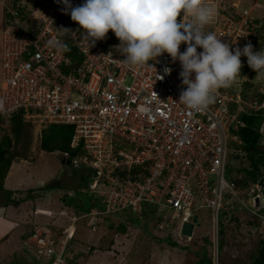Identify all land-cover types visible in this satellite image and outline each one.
<instances>
[{"label":"built area","instance_id":"1","mask_svg":"<svg viewBox=\"0 0 264 264\" xmlns=\"http://www.w3.org/2000/svg\"><path fill=\"white\" fill-rule=\"evenodd\" d=\"M2 2L0 116L21 114L28 123L74 126L70 146L77 152L61 155L89 179V191L102 206L91 214L129 209L142 219L150 203L162 211L159 228L173 232L177 220L179 237L188 240L184 224L198 218L199 210L210 209L216 248L221 213L228 222L241 210L264 221V176L250 187L226 177L230 155L246 154L238 133L244 114L264 112V72L250 68L246 56L240 58L235 82L217 89L206 108L191 110L179 101L187 86L179 75V60L173 62L169 54L130 69L111 30L91 46L55 0ZM82 2L72 0L73 6ZM204 3L216 9L205 32L233 51L248 43L260 50L255 45L259 22L252 8H243L238 0ZM255 6L264 8L258 2ZM62 28L71 32L65 34ZM53 39L67 50L49 45ZM185 48L181 44L180 51ZM230 102L238 104L236 111ZM32 240L39 254L51 258L56 253L51 264H64L50 233L37 232ZM215 255L217 263V250Z\"/></svg>","mask_w":264,"mask_h":264},{"label":"rangeland","instance_id":"2","mask_svg":"<svg viewBox=\"0 0 264 264\" xmlns=\"http://www.w3.org/2000/svg\"><path fill=\"white\" fill-rule=\"evenodd\" d=\"M257 1L262 2V0ZM254 2L255 0H252L248 5H252ZM1 3L0 6H2ZM238 3L243 8H252L257 16L256 13L259 11L257 10L259 7L255 5L248 6L247 2L242 4L240 0H238ZM262 5L264 6V4ZM257 18L259 33L255 39V45L264 51V23H262L264 19H260L258 16ZM4 27L5 9L4 18L0 20L1 32H3ZM1 88L0 57V92ZM229 106L232 111H236L238 108L236 102H230ZM24 127L25 129H23L21 135L16 138L12 130V123L3 118V121L0 122V141L4 136H10L12 147L9 155L13 157L12 163L26 162L28 167L31 166L30 174L32 177L35 176V179H39L44 176L47 179L38 185L36 180H33L24 189L1 190L0 208H3L4 203H6L16 217L20 218L24 210H31L29 213L31 218H36L38 215L37 210L36 208L32 210L33 207L50 202L49 206H52L55 210H51L52 212L48 214L50 217H47V214L46 216L41 215L40 217L46 220L40 223H43V226L46 225L51 234L56 233L59 239L53 240L57 242L61 239H69L70 241L68 234L74 228L70 245L68 241L62 242L66 249L69 245L68 252H71V255L69 254L70 262L67 264H204L202 260L205 251H208V256L214 257L216 256V250L218 251V264H249L257 254L260 242L264 239V224L253 219L248 211H237V216L229 222L223 219V213L220 214L218 237L223 244L221 253H219V242L216 248V242L214 241L215 222L210 209H201L197 212L198 220L193 221L195 223L194 234L188 240L186 237H178L175 235L176 231L171 232L169 228H159L156 221L158 217L155 218L154 215L148 220H145V218L139 219L129 209L117 214H91L93 211H97L94 206L90 209L92 200L94 202L96 200L94 194L89 191V179L83 169H76L69 163H63V156L60 151L43 152L44 150L40 145L41 133L46 126L28 123ZM234 158L232 154L229 157L231 164L229 163L226 169L227 178L231 177V173H238ZM240 159V162L245 161L242 157ZM240 162L239 164H241ZM14 170L13 174L19 181L25 180L27 175L23 168L19 171L18 169ZM67 200L74 208L69 210L70 213L64 214L66 217L62 216L60 218L61 210L59 209ZM17 203L23 211L18 210ZM44 210L48 211V209ZM47 211L45 212L49 213ZM42 212H44L43 209ZM172 212H169L168 215L170 216ZM131 216L134 221L129 218ZM72 217L75 218L76 222ZM170 219L171 217H169ZM176 226L177 220L174 222L173 228H176ZM122 227L126 228L125 232L119 231V228ZM38 230L47 234L45 227H40ZM34 234L30 236L29 244L25 242L24 245L27 247L31 245V249L33 247L35 253L32 254L29 249L31 259H25L21 264H36L38 259L40 263L48 264L45 256L39 254L36 247L31 243ZM66 245L67 247H65ZM20 254L17 260L25 258L27 253L24 250ZM85 255L88 257L86 261ZM4 263L7 264V260H4ZM214 263L217 264L215 258Z\"/></svg>","mask_w":264,"mask_h":264},{"label":"clouds","instance_id":"3","mask_svg":"<svg viewBox=\"0 0 264 264\" xmlns=\"http://www.w3.org/2000/svg\"><path fill=\"white\" fill-rule=\"evenodd\" d=\"M55 2L62 4L61 11L78 23L91 46L111 30L120 41L116 47L130 69L164 53L173 62L179 60V75L187 86L179 101L191 110L206 108L217 89L235 82L241 72V56L247 57L248 66L257 73L264 72V51H254L251 43L233 51L214 34L204 31L216 14L215 7L204 0H83L77 6L72 0ZM62 30L65 34L71 32ZM181 44L186 45L182 52ZM49 45L67 50L55 39ZM198 48L202 50L198 52ZM164 72L170 74L171 69L166 67ZM43 211L40 210L47 215L52 212ZM178 229L177 225L175 235L179 237Z\"/></svg>","mask_w":264,"mask_h":264},{"label":"trees","instance_id":"4","mask_svg":"<svg viewBox=\"0 0 264 264\" xmlns=\"http://www.w3.org/2000/svg\"><path fill=\"white\" fill-rule=\"evenodd\" d=\"M68 54L70 56H74V51L70 50ZM6 120L7 121L9 120V122L12 123V130L16 138H18L21 135L23 129H25L24 125L28 124V122H25L23 120L21 114H15L10 118H6ZM2 121H3V117L0 116V122ZM243 122L244 125L238 130V133L244 141L242 147L243 150L246 152V154L243 156L242 155L233 156L235 157L234 163L237 165L238 173H234V174L231 173L230 178L236 177V180L240 185L250 187V185L254 183L259 177L264 176V146H263L264 134L261 132L262 126L264 125V112L259 111V112L246 113L243 116ZM73 134H74V126L70 124H50L42 129L41 144H40L41 148L42 150L48 152L71 151L72 153H76L77 150H74L70 146ZM11 145H12V139L8 135L4 136V138H2V140L0 141V191L4 189V179L13 161V157L9 155V153H11L10 152L12 147ZM240 157L244 158L245 161L240 162L241 161ZM239 162L241 164H239ZM97 206L100 207L99 204H97ZM143 213H144L143 218H145V220H148L153 215L155 216V218L158 217L156 221L159 224L161 220L162 211H160L155 205L150 203L146 204L144 206ZM248 213L250 214V216H252L253 219H256L258 222L264 224V221L260 217L256 215H252L249 211ZM129 218L131 220L133 219L132 216ZM119 229L120 232L126 231V228L124 227ZM72 238L73 236L71 237V239ZM218 242H219V253H221L223 249V244L222 241H219V237H218ZM64 258L66 260V264L69 263L68 250L65 251ZM49 259L52 260L53 258H49ZM202 262L204 264H215L214 257L208 256V251H205ZM249 264H264V239L260 242L257 254L254 256V258L251 260Z\"/></svg>","mask_w":264,"mask_h":264},{"label":"crops","instance_id":"5","mask_svg":"<svg viewBox=\"0 0 264 264\" xmlns=\"http://www.w3.org/2000/svg\"><path fill=\"white\" fill-rule=\"evenodd\" d=\"M0 2H2V1H0ZM240 2L242 4L247 2V5H248L252 2V0H240ZM257 2L258 1L255 0V2L252 5H248V6H254L255 3H257ZM1 4H2V6H0V20H2L4 18L3 2ZM260 4H264V0H262V2H260ZM257 10H259L256 13L257 16L260 17V19L261 18L264 19L263 18L264 17V8L259 7V9H257ZM260 12H262V13L260 14ZM262 23H264V22H262ZM1 42H2V32L0 30V51H1ZM0 57H1V52H0ZM43 152H46V151H43ZM22 168L25 170L27 177L25 178V180L19 181L17 179V177L13 174L14 173L13 171H15L14 169H18V171H19ZM30 170H31V166L28 167L26 165V162H20V163L14 162V163H12L10 170L8 171V173L6 175V178L4 179V189L5 190L8 189L9 191H15L18 189H24V187L26 185H28L33 180H36L37 185L46 181L45 179H47V177H44V176H41L39 179H35L34 178L35 176L32 177L30 174ZM4 205H3V208L2 207L0 208V264H6V263H4V260H7V264H21L23 260L31 259L30 254L28 252L29 249L31 250L32 254L35 253V249L33 247L31 249V245L27 247L24 245V243L26 242V244H29L30 236L34 233V231L36 233L35 229H39L40 227L41 228L45 227L46 230L48 229L46 227V225L43 226L44 224L40 223V222H43L46 220V219L41 218L40 216L41 215L46 216V214L39 212V210L48 209V210L54 211L55 209L52 208V206H49L50 202L43 203L41 205H35V207H33L32 210H35V208H36V210H37L36 213L38 215L36 218L35 217L31 218V215L29 214L31 210H24L23 211L22 207L20 208L19 203H17V206L19 207L18 210L23 211L22 216H20V218H18V217H16V215H14V212L6 203H4ZM91 205L92 206L90 207V209H92L93 206L98 207L97 203H95L93 200H92ZM73 208L74 207H72V205L70 204V201L67 200L66 203L64 205H62L59 210H64L66 213H70L69 210H73ZM62 216H65V215L60 214L59 217L61 218ZM47 217H50V216L47 215ZM63 230H64V228H63ZM53 239L54 240L59 239V238H57L55 232L51 234V240L54 241ZM71 240L69 241V239H67V240L61 239L57 242L54 241V243L57 246H61L62 242L68 241L69 245H70ZM19 242H21V243H19ZM69 245H68V248L66 250H69ZM24 250L27 253V254H25L26 257L22 258L21 260H17V258L20 257V255H21L20 253ZM68 253L70 254L71 252L69 251ZM87 258L88 257L85 255V261ZM214 258H215V256H214ZM38 260H37L36 264H41V263L44 264L43 262L40 263ZM69 262H70V259H69ZM217 264H218V262H217Z\"/></svg>","mask_w":264,"mask_h":264},{"label":"bare ground","instance_id":"6","mask_svg":"<svg viewBox=\"0 0 264 264\" xmlns=\"http://www.w3.org/2000/svg\"><path fill=\"white\" fill-rule=\"evenodd\" d=\"M45 211H47V210H45ZM48 212V211H47ZM73 218V217H72ZM76 220H74V222H75ZM183 229H184V226H183V228H182V233H184V231H183ZM36 230V233L37 232H39V230L38 229H35ZM43 230V229H42ZM43 231H45V230H43ZM42 231V232H43ZM48 233H50L49 231H47ZM35 233V234H36ZM193 233H194V228H193ZM193 233L191 234V235H188L189 236V238H191V236L193 235ZM34 234V235H35ZM73 234H74V228L72 229V231L68 234V237L71 239V237L73 236ZM185 234V233H184ZM33 235V236H34ZM50 235H51V233H50ZM185 235H187V234H185ZM216 240V239H215ZM31 243L33 244V242H32V239H31ZM34 245V244H33ZM35 246V245H34ZM36 247V246H35ZM65 247H67V245L65 246ZM56 249H57V252H61L62 254H63V258H64V253H65V249L66 248H64V246L63 245H61V246H57L56 247ZM56 257V253L51 257V258H55ZM46 258V257H45ZM47 260H48V264H51V262H52V260H50L49 258H46ZM50 260V261H49ZM64 264H65V258H64Z\"/></svg>","mask_w":264,"mask_h":264},{"label":"water","instance_id":"7","mask_svg":"<svg viewBox=\"0 0 264 264\" xmlns=\"http://www.w3.org/2000/svg\"><path fill=\"white\" fill-rule=\"evenodd\" d=\"M63 163H65V161L63 160ZM197 217L194 218V221H196ZM195 226L194 222H187L184 224V233L187 235H191L193 233V228Z\"/></svg>","mask_w":264,"mask_h":264}]
</instances>
